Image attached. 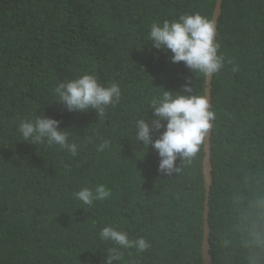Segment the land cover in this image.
Instances as JSON below:
<instances>
[{
  "label": "trees",
  "instance_id": "trees-1",
  "mask_svg": "<svg viewBox=\"0 0 264 264\" xmlns=\"http://www.w3.org/2000/svg\"><path fill=\"white\" fill-rule=\"evenodd\" d=\"M216 0H0V264H203ZM210 264H264V0L211 53Z\"/></svg>",
  "mask_w": 264,
  "mask_h": 264
},
{
  "label": "water",
  "instance_id": "water-1",
  "mask_svg": "<svg viewBox=\"0 0 264 264\" xmlns=\"http://www.w3.org/2000/svg\"><path fill=\"white\" fill-rule=\"evenodd\" d=\"M221 4L222 0H216L213 19L211 22V30L207 40V54L205 57L204 68H205V86H204V93H205V104H204V113H203V120H204V157H203V175H204V186H205V205H204V212H203V242H202V252H203V264H210V255H209V194H210V187H211V157H210V150H211V130L209 125V107L211 104V53L214 48V41H215V34H216V25L218 22V18L221 12Z\"/></svg>",
  "mask_w": 264,
  "mask_h": 264
}]
</instances>
